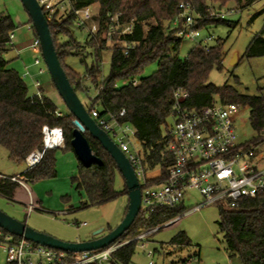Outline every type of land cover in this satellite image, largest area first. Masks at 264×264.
Instances as JSON below:
<instances>
[{"label":"trees","instance_id":"16d2710c","mask_svg":"<svg viewBox=\"0 0 264 264\" xmlns=\"http://www.w3.org/2000/svg\"><path fill=\"white\" fill-rule=\"evenodd\" d=\"M255 1L257 0H78L77 7L98 6L93 17L97 30L84 44L74 36L72 25L75 17L71 12L59 19L54 15L48 23L61 65L79 97L87 94V82L98 89L96 96L90 98L89 105L82 101L88 111L96 108L100 117H104L111 113L118 116L121 110H125V114L118 116V119L136 129L145 171L158 168L164 177L174 161L169 149L171 137L167 120L173 117L176 89L181 88L188 93L182 103L187 109H201L216 101L223 104L240 103L249 107L252 127L257 132L264 127V94L248 95L240 93L228 83L217 86L209 82L210 72L223 68V40L217 39L210 46L196 43L181 58L179 49L183 38L177 35L183 26V18L179 17L181 3H189L194 7V27L201 30L210 25L231 24L220 15L211 17L214 10L219 13L230 2H234L237 9H244ZM115 15H118L121 27L132 22L133 30L128 34L115 30L111 34L109 46V39L104 35L109 32L111 17ZM176 19L177 25L174 24ZM29 23L32 25L30 17ZM171 24L175 25L174 29H171ZM15 29L12 18L1 13L0 51L6 50L10 34ZM33 33L37 37L34 27ZM126 42L134 45L128 54H125ZM106 49L111 51V66L110 74L103 77L102 53ZM69 55L92 57V64L86 67L84 75L65 63V57ZM260 56H264V25L244 52L246 58ZM152 62H157L158 68L152 74L143 76L146 66ZM133 78L139 81L136 86L130 82ZM120 81L127 82L118 86ZM56 110V104L45 94L42 100L30 96L28 86L19 71L8 67V61L0 55V145L8 151L13 162L24 163L31 152L42 149L44 125L61 127L65 140L62 149L72 150L74 116L69 112L57 116ZM85 135L92 151L103 160L101 165L92 163L85 166L80 162L78 173L73 177L77 189H83L87 195L85 205L99 204L121 193L127 194L125 181L124 190L120 192L115 189L116 174L119 172L115 161L97 140L87 132ZM55 150H47L39 164L28 168L21 175L31 181L55 177ZM11 177H0V194L12 196L18 182L11 180ZM183 211L184 203L171 207L156 206L152 210L141 209L131 227L115 243L157 227L161 229ZM218 226L230 255H238L243 264H264V195L240 199L234 208L220 206ZM0 229L4 234H9ZM12 237L13 240L20 238L15 235ZM170 243L187 246L191 240L186 233L179 232ZM136 244L133 240L118 248L108 263L129 264ZM190 262L184 261V264H194ZM200 262L199 258L195 263L201 264Z\"/></svg>","mask_w":264,"mask_h":264},{"label":"rangeland","instance_id":"374dc122","mask_svg":"<svg viewBox=\"0 0 264 264\" xmlns=\"http://www.w3.org/2000/svg\"><path fill=\"white\" fill-rule=\"evenodd\" d=\"M97 12L98 6L93 8ZM222 19L231 22L230 25H210L201 29L202 37L208 34L214 39L208 45L215 44L217 39L224 43L225 56L223 68L213 69L209 74V82L221 86L228 83L234 86L240 93L248 95L264 94V56L246 58L244 52L255 34L264 25V0H257L249 7L237 9L234 2H230L219 10ZM9 15L15 23L13 31L16 49L20 50L21 56L16 57V50L6 47L2 56L8 61V67H13L22 75L25 71L31 72L41 80L43 93L51 98L59 110L64 113L68 109L55 88L51 76L45 67L43 74L38 73V66H32L35 55L40 52V47H32L35 38L30 31L29 15L21 0H0V14ZM59 12L57 19L66 16ZM211 17H218L214 10ZM175 25L171 24V29ZM72 30L76 39L85 43L97 30V23L92 20L88 24V30L79 28L73 23ZM108 38V35H104ZM104 37V38H105ZM111 46V40H107ZM196 44L195 41L185 37L182 39L179 56L185 57L188 51ZM26 47L21 52L20 48ZM30 58L29 67L21 66V62ZM84 60V61H83ZM65 63L74 71L84 75L86 67L92 64V57L85 58L76 55L65 57ZM111 51L106 49L102 53V76L110 74ZM158 68L157 62L149 63L143 76L152 74ZM28 86L30 96L36 94L31 77L24 78ZM123 81L118 82L122 86ZM87 94H81V100L90 104V98L96 96L98 89L88 83ZM250 110L245 106L235 116V126L239 142H245L257 135V131L250 123ZM174 117H169L167 123L169 128L174 125ZM114 138V136H113ZM116 141V140H115ZM135 146L140 147L137 139H133ZM141 148V147H140ZM57 175L51 178L31 181L20 178L21 183L15 187L12 196L0 194V210L24 221L31 228L50 234L56 238L77 242L92 239L93 237L106 234L115 228L124 218L129 203L126 193L99 204H87V195L83 189H77L73 177L78 173L79 160L73 150L58 148L55 150ZM28 168L25 163H15L9 158L8 151L0 145V177L20 176ZM159 171V169H155ZM153 172V170H152ZM152 172L150 174H152ZM140 183H144V177H140ZM115 189L124 190V178L117 172ZM202 196L197 191H192L184 199V211L175 219L165 223L161 229L154 228L146 231L144 240H138L134 236L120 243L136 241L134 254L129 264H184V261L195 262L200 258L201 264H243L238 255H230L223 233L218 226L220 206L217 204L204 205L194 209L200 204ZM32 203L33 207L30 208ZM86 222V225H81ZM101 230L100 233L95 234ZM179 232H184L191 240L190 245L178 246L170 243L171 239ZM138 240V241H137ZM144 243V246L142 244ZM152 252L151 255L148 253ZM4 253L0 251V264H5ZM105 264H110L106 262Z\"/></svg>","mask_w":264,"mask_h":264},{"label":"built area","instance_id":"2783aa9c","mask_svg":"<svg viewBox=\"0 0 264 264\" xmlns=\"http://www.w3.org/2000/svg\"><path fill=\"white\" fill-rule=\"evenodd\" d=\"M38 2L44 14L46 13L45 17L48 21L61 11L64 15L71 12L75 17L76 25L84 30H88V24L94 20L96 13L93 10L95 5L77 7L78 0H38ZM180 8L179 17L183 18V26L177 35L209 46L208 42L214 37L211 34L202 37L200 29L194 27V7L189 3H181ZM217 14L220 15V12ZM174 22L177 25V19ZM28 29L33 31L32 25H29ZM117 29L126 34L132 33V22L121 27L118 15L112 16L107 33L109 40L111 34ZM14 38L15 35L12 32L9 44L19 55L20 50L16 49ZM31 46L40 47L38 37L35 36ZM126 47L125 54H128L129 49L134 45L126 42ZM2 52L0 51V55ZM43 61L40 50L32 61L33 65L39 67V74H43L46 69L41 66ZM21 76L22 78L31 77L36 90L33 96L42 100L44 93L41 80L28 70ZM130 82L134 86L139 83L137 78L131 79ZM187 96L188 93L181 88L174 92L175 122L170 128L169 146L174 161L168 167L164 177L160 172L154 177H149L148 172L145 171L141 148L135 146L133 142L134 138L137 139L136 129L118 119V116L125 114V110H121L118 116L111 113L104 117H100L96 108L90 111V115L98 125L114 141L116 140L115 142L130 160L138 178L144 177V183H140L141 209L152 210L156 206L171 207L184 203L186 195L192 191H197L202 196L200 204L194 209L210 204H217L222 208H234L240 199L264 195V127L252 139L239 142L235 116L245 106L240 103L223 104L216 101L201 109H187L182 105ZM55 114L63 115L58 108ZM42 133L43 147L26 157L24 163L27 168L39 164L47 150L65 146L61 127L44 125ZM10 179L21 183L19 176H13ZM29 206L32 208V203ZM81 225H86V222ZM144 238L145 234L137 237L138 240H144ZM129 242L130 240L124 243L117 242L102 249L73 253L49 248L22 237L13 240L11 234H4L0 229V251L4 253L7 264H105L110 261L112 254L118 248ZM148 254L151 255L152 252Z\"/></svg>","mask_w":264,"mask_h":264},{"label":"water","instance_id":"95a60500","mask_svg":"<svg viewBox=\"0 0 264 264\" xmlns=\"http://www.w3.org/2000/svg\"><path fill=\"white\" fill-rule=\"evenodd\" d=\"M21 2L40 40L41 54L51 80L64 101L68 112L74 116V129L71 139L72 150L83 165L89 166L92 163L101 165L103 164V160L92 151L85 133L87 132L92 138L97 140L115 161L120 174L123 176L127 187L129 203L124 218L115 228L106 234L84 241H65L50 234L37 231L28 226L26 222L20 221L2 210H0V228L11 235L66 252L77 253L105 248L119 240L131 227L140 213L142 198L140 180L126 154L90 115V112L70 83L56 52L48 20L38 0H21ZM100 232L101 230L95 234Z\"/></svg>","mask_w":264,"mask_h":264},{"label":"crops","instance_id":"0c3cea01","mask_svg":"<svg viewBox=\"0 0 264 264\" xmlns=\"http://www.w3.org/2000/svg\"><path fill=\"white\" fill-rule=\"evenodd\" d=\"M18 45V44H17ZM16 44H15V47L17 46ZM21 49V52L24 50V49H26V47H23V48H20ZM15 51V50H14ZM2 55V54H1ZM21 56V53L18 55L17 54V52H16V57H20ZM21 66H24V67H26L27 68V66L29 67V65H27V64H30V58L29 57H26L21 63ZM32 64V63H31ZM32 66H35V65H33L32 64ZM11 68H13V67H11ZM34 76V75H33ZM36 77V76H35ZM62 113H64L62 110H60ZM152 171H149L148 172V176L149 177H154V176H156V174H158L159 172H160V170L159 171H156V170H153V172H152V174H150ZM19 174H16V175H12V177L13 176H18ZM20 178L22 177V175H20L19 176ZM128 208V207H127Z\"/></svg>","mask_w":264,"mask_h":264},{"label":"flooded vegetation","instance_id":"af4514ba","mask_svg":"<svg viewBox=\"0 0 264 264\" xmlns=\"http://www.w3.org/2000/svg\"><path fill=\"white\" fill-rule=\"evenodd\" d=\"M98 237V236H97ZM93 238H96V237H93Z\"/></svg>","mask_w":264,"mask_h":264}]
</instances>
